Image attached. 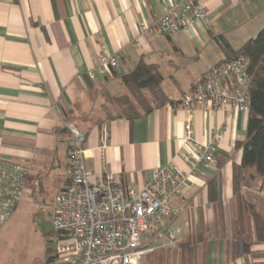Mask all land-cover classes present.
I'll return each instance as SVG.
<instances>
[{
  "label": "crops",
  "instance_id": "1",
  "mask_svg": "<svg viewBox=\"0 0 264 264\" xmlns=\"http://www.w3.org/2000/svg\"><path fill=\"white\" fill-rule=\"evenodd\" d=\"M202 2L207 19L171 37L154 29L170 0H0V160L29 172L13 217L48 193L54 208L71 179V126L86 135L94 176L138 188L161 167L188 173L186 156L221 131L214 164H198L171 223L192 238L195 264L201 256L205 264H264L253 218H264V188L243 186L244 204L234 191L248 113L199 108L190 142L182 107L185 94L264 29V0ZM103 56L117 67L99 65ZM140 62L158 66L170 102L132 122L107 119L103 93L130 95L121 77Z\"/></svg>",
  "mask_w": 264,
  "mask_h": 264
},
{
  "label": "built area",
  "instance_id": "2",
  "mask_svg": "<svg viewBox=\"0 0 264 264\" xmlns=\"http://www.w3.org/2000/svg\"><path fill=\"white\" fill-rule=\"evenodd\" d=\"M208 13L202 0H170L165 14L154 24L156 32L174 36ZM117 67L113 56L100 57L99 65ZM246 57L225 61L213 68L191 92L184 95L187 112L186 138L193 141L192 120L199 108L248 113L251 106ZM71 179L56 196L52 225L57 235L53 264H141L154 240L167 236L171 243L179 229L171 223L177 212L174 200L191 186L198 164L210 168L215 162L221 131L212 134L200 154L186 156L188 173L161 167L142 188L122 186L111 176H94L86 166V135L70 127ZM29 176L21 165L0 160V226L10 222L24 198Z\"/></svg>",
  "mask_w": 264,
  "mask_h": 264
},
{
  "label": "trees",
  "instance_id": "3",
  "mask_svg": "<svg viewBox=\"0 0 264 264\" xmlns=\"http://www.w3.org/2000/svg\"><path fill=\"white\" fill-rule=\"evenodd\" d=\"M242 56L250 62L251 106L246 138L237 143V148L242 150L241 161L234 166L233 173L234 191L240 204H244L247 197L242 193L243 186L264 188V29L240 49L233 51L232 56L225 61ZM121 81L130 95L114 98L103 93L105 102L101 108L107 119H127L132 122L170 102L162 88L163 76L156 65L140 62L134 71L123 75ZM253 218L257 237L264 241V218L256 212ZM46 255L43 264H53L56 260L55 250L48 249Z\"/></svg>",
  "mask_w": 264,
  "mask_h": 264
},
{
  "label": "rangeland",
  "instance_id": "4",
  "mask_svg": "<svg viewBox=\"0 0 264 264\" xmlns=\"http://www.w3.org/2000/svg\"><path fill=\"white\" fill-rule=\"evenodd\" d=\"M257 36H253V39ZM53 196L26 205L9 223L0 226V264H43L48 249L57 247L52 225ZM181 234L174 243L165 235L154 240L141 264H195L189 249L192 238ZM196 262L205 264L203 256Z\"/></svg>",
  "mask_w": 264,
  "mask_h": 264
}]
</instances>
